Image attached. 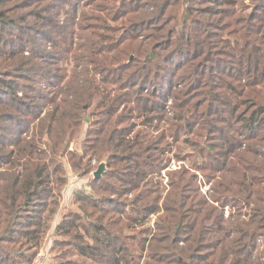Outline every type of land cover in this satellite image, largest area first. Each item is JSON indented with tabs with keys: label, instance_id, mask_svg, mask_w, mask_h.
I'll use <instances>...</instances> for the list:
<instances>
[{
	"label": "trees",
	"instance_id": "obj_1",
	"mask_svg": "<svg viewBox=\"0 0 264 264\" xmlns=\"http://www.w3.org/2000/svg\"><path fill=\"white\" fill-rule=\"evenodd\" d=\"M206 1L0 0V264L103 160L51 264H264V0Z\"/></svg>",
	"mask_w": 264,
	"mask_h": 264
},
{
	"label": "rangeland",
	"instance_id": "obj_2",
	"mask_svg": "<svg viewBox=\"0 0 264 264\" xmlns=\"http://www.w3.org/2000/svg\"><path fill=\"white\" fill-rule=\"evenodd\" d=\"M238 3V6H236V9H238L240 11V13H247L250 12V10L252 9V1L251 0H236ZM199 2L196 4L195 8L200 9V10H204L209 8L210 3L208 1H201L199 0ZM186 5H189V3L184 4L183 1H181L180 3H178V5L176 6V9H179L178 12V23L181 26L182 25V14L185 11ZM230 8V7H229ZM239 13V12H238ZM180 30V27L178 29V32ZM132 58V57H131ZM83 136L77 140L73 145H72V149L76 150L77 152H81L82 148H81V144H82V140H83ZM94 164H97L96 169L98 168L100 163L95 162ZM68 168V167H67ZM172 168H175V164H174V160H173V166ZM95 169V170H96ZM69 170V183L67 184V186L65 187V191L63 192L62 195V199H61V206L59 209V214L58 216L55 218L54 222H53V228L52 230L49 231L47 238L44 241L43 247L40 251V254H38L37 256V260L35 262V264H51L52 260L51 259V255L53 254V252L50 251L52 244H53V238H54V227L56 226V224L59 222L60 218L62 217V214L66 211H68L67 209L69 208V205H71V200L73 198L72 194L73 191L77 188H88L90 185V182L92 181V174H89L85 177H79L77 174L73 173L72 171ZM201 178V177H200ZM111 184V183H110ZM103 186H108V188L110 187L108 182H104ZM92 189H90L89 193H91ZM100 190V189H97ZM204 190H208V186H204ZM112 192L111 191H100V194L109 196L112 198ZM113 198H117L115 196H113ZM154 219L155 217H153V221L152 224L154 223Z\"/></svg>",
	"mask_w": 264,
	"mask_h": 264
},
{
	"label": "water",
	"instance_id": "obj_3",
	"mask_svg": "<svg viewBox=\"0 0 264 264\" xmlns=\"http://www.w3.org/2000/svg\"><path fill=\"white\" fill-rule=\"evenodd\" d=\"M107 170H108L107 160H103L99 164L98 168L93 172L94 178H100V177H102L107 172Z\"/></svg>",
	"mask_w": 264,
	"mask_h": 264
}]
</instances>
